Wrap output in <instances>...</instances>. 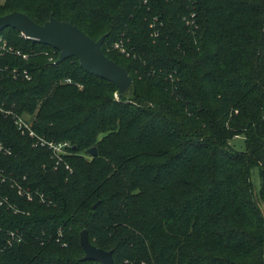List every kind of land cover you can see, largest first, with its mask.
<instances>
[{
    "label": "trees",
    "instance_id": "1",
    "mask_svg": "<svg viewBox=\"0 0 264 264\" xmlns=\"http://www.w3.org/2000/svg\"><path fill=\"white\" fill-rule=\"evenodd\" d=\"M12 12L106 35L132 85L0 32V66L31 77L0 74V107L71 146L57 164L0 114V264H97L83 229L114 264H264V0H0Z\"/></svg>",
    "mask_w": 264,
    "mask_h": 264
},
{
    "label": "water",
    "instance_id": "2",
    "mask_svg": "<svg viewBox=\"0 0 264 264\" xmlns=\"http://www.w3.org/2000/svg\"><path fill=\"white\" fill-rule=\"evenodd\" d=\"M8 28L18 31L28 40L57 50L59 56L55 64L76 58L86 73L112 83L118 89L117 96L125 94L132 85L127 71L104 55L102 44L106 35L94 41L71 23L58 21L51 16L43 25H39L20 12L0 17V32ZM87 154L96 156V147L87 150ZM79 243L84 252L83 260L114 264L112 251L94 246L86 229L80 232Z\"/></svg>",
    "mask_w": 264,
    "mask_h": 264
},
{
    "label": "built area",
    "instance_id": "3",
    "mask_svg": "<svg viewBox=\"0 0 264 264\" xmlns=\"http://www.w3.org/2000/svg\"><path fill=\"white\" fill-rule=\"evenodd\" d=\"M194 15H192L193 17ZM186 21V19H184ZM189 21L187 20V23ZM156 35V34H155ZM23 36V35H22ZM24 37V36H23ZM115 49H119L120 52L125 53V50L123 49L122 45L120 43H117L114 45ZM10 52L14 53L16 56H21L23 59H27V56L24 54H21L20 51H13L12 49H9ZM0 74L6 75V77H11L13 79L20 78L22 80H30V74L26 69H19L16 67H9L8 65L0 66ZM66 82H70L67 80ZM4 113L5 115L11 117L13 120L14 125L17 127V129L20 131L22 135H27L31 139H36L37 142L34 144V147H45L47 150L51 152L52 157L56 160V163L58 164L60 161H62L63 157L69 154V148L71 147L69 143L63 142V143H55V142H48L44 140L41 137H38L34 131L31 128V121L26 119L23 115H18L14 112H11L10 110H4L0 107V114ZM3 151V147L0 144V152ZM6 153H9L7 150ZM68 168V167H66ZM3 178V177H2ZM0 175V182L3 181ZM30 200V196L27 197Z\"/></svg>",
    "mask_w": 264,
    "mask_h": 264
},
{
    "label": "rangeland",
    "instance_id": "4",
    "mask_svg": "<svg viewBox=\"0 0 264 264\" xmlns=\"http://www.w3.org/2000/svg\"><path fill=\"white\" fill-rule=\"evenodd\" d=\"M231 144L233 145V148L237 151L245 150V143H244V139L242 137H237V138L233 139L231 141ZM253 182L256 185L258 183L256 171L253 172ZM257 202H258V205L260 206V208L263 212V215H264V204L260 200H257Z\"/></svg>",
    "mask_w": 264,
    "mask_h": 264
}]
</instances>
